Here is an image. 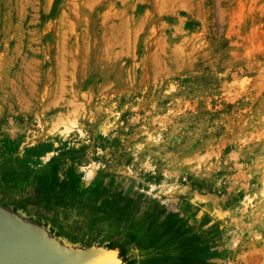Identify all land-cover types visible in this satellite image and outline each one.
I'll return each instance as SVG.
<instances>
[{
    "label": "rangeland",
    "instance_id": "obj_1",
    "mask_svg": "<svg viewBox=\"0 0 264 264\" xmlns=\"http://www.w3.org/2000/svg\"><path fill=\"white\" fill-rule=\"evenodd\" d=\"M0 202L131 264H264V0H0Z\"/></svg>",
    "mask_w": 264,
    "mask_h": 264
},
{
    "label": "water",
    "instance_id": "obj_2",
    "mask_svg": "<svg viewBox=\"0 0 264 264\" xmlns=\"http://www.w3.org/2000/svg\"><path fill=\"white\" fill-rule=\"evenodd\" d=\"M0 264H131L122 244L70 241L52 226L0 202Z\"/></svg>",
    "mask_w": 264,
    "mask_h": 264
},
{
    "label": "bare ground",
    "instance_id": "obj_3",
    "mask_svg": "<svg viewBox=\"0 0 264 264\" xmlns=\"http://www.w3.org/2000/svg\"><path fill=\"white\" fill-rule=\"evenodd\" d=\"M69 4H70V3H69ZM120 16H121V15H120ZM102 17H103V16H102ZM119 18H120V17H119ZM144 20H145V19H144ZM102 21H103V20H102ZM123 22H124V21H123ZM67 23H68V22H67ZM120 29H121V28H120ZM120 29H119V30H120ZM123 32H125V31H123ZM117 35H118V34H117ZM121 38H122V37H121ZM122 41H123V40H122ZM124 41H125V40H124ZM120 44H121V43H120ZM87 46H88V45H87ZM120 46H121V45H120ZM92 47H93V46H92ZM125 47H126V46H125ZM121 48H122V47H121ZM103 49H104V48H103ZM101 50H102V49H101ZM104 50L106 51V49H104ZM125 50H127V49H125ZM105 51H104V52H105ZM84 53H85V52H84ZM117 53H118V52H117ZM85 54H86V53H85ZM85 56H86V55H85ZM85 56H84V57H85ZM95 61H96V60H95ZM73 62H74V61H73ZM82 62H85V60H82ZM69 64H70V63H69ZM83 64H84V63H82V65H83ZM84 67H85V66H84ZM64 73H65V72H64ZM59 119H60V118H59ZM59 119H58V120H59ZM56 121H57V120H56ZM57 122H58V121H57ZM59 122H60V121H59ZM55 123H56V122H55Z\"/></svg>",
    "mask_w": 264,
    "mask_h": 264
}]
</instances>
